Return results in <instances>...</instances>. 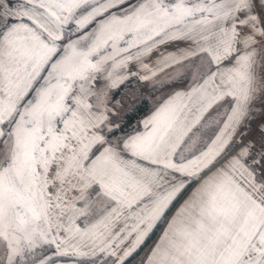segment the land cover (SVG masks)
I'll return each instance as SVG.
<instances>
[{"label":"snow or ice","instance_id":"6c2138e0","mask_svg":"<svg viewBox=\"0 0 264 264\" xmlns=\"http://www.w3.org/2000/svg\"><path fill=\"white\" fill-rule=\"evenodd\" d=\"M257 116L264 0H0V264H264Z\"/></svg>","mask_w":264,"mask_h":264},{"label":"crops","instance_id":"0c3cea01","mask_svg":"<svg viewBox=\"0 0 264 264\" xmlns=\"http://www.w3.org/2000/svg\"><path fill=\"white\" fill-rule=\"evenodd\" d=\"M186 84H187V82H185V85H181V87L186 86ZM145 90H147V92L149 94L148 95L149 96V108H148L147 112L145 114H143V116L141 118H143V117L147 116L148 114H150V112L152 110V106H151L152 101L159 100L162 97H166V94L169 93V92H171L172 91V88H164L162 90L153 91L151 85H146V89ZM158 235H159V233H157V236ZM150 246H151V244L149 245V247Z\"/></svg>","mask_w":264,"mask_h":264},{"label":"built area","instance_id":"2783aa9c","mask_svg":"<svg viewBox=\"0 0 264 264\" xmlns=\"http://www.w3.org/2000/svg\"><path fill=\"white\" fill-rule=\"evenodd\" d=\"M261 119H264V116H257V119H255V120L252 122L253 132H252V134H251L250 137H245V139H249V138L257 137V136H258V132H257V130H256V125L259 124V122H260Z\"/></svg>","mask_w":264,"mask_h":264},{"label":"trees","instance_id":"16d2710c","mask_svg":"<svg viewBox=\"0 0 264 264\" xmlns=\"http://www.w3.org/2000/svg\"><path fill=\"white\" fill-rule=\"evenodd\" d=\"M145 89H146V85L144 86V91H145ZM148 108H149V101H148V103L142 108V110L139 112V114H138L137 117H136V120H139V119L143 116V114H145V113L147 112ZM135 122H136V121L134 120L133 123H135Z\"/></svg>","mask_w":264,"mask_h":264},{"label":"rangeland","instance_id":"374dc122","mask_svg":"<svg viewBox=\"0 0 264 264\" xmlns=\"http://www.w3.org/2000/svg\"><path fill=\"white\" fill-rule=\"evenodd\" d=\"M145 93L148 94L147 90H145ZM148 95H149V94H148ZM155 101H156V100H155ZM151 106H152V104H151ZM257 106H259V105H257ZM141 255H143V253H141Z\"/></svg>","mask_w":264,"mask_h":264}]
</instances>
